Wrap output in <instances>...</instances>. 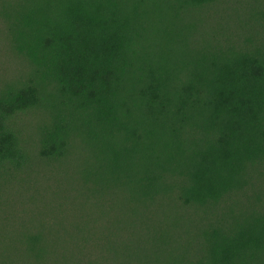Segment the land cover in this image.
<instances>
[{"label":"trees","instance_id":"1","mask_svg":"<svg viewBox=\"0 0 264 264\" xmlns=\"http://www.w3.org/2000/svg\"><path fill=\"white\" fill-rule=\"evenodd\" d=\"M217 1L0 0L12 48L34 65L0 90V164H24L11 121L43 106L47 86L57 102L39 155L62 158L79 130L97 149L82 176L90 214L28 238L22 264H264L261 207L195 230L188 214L264 172V35L187 60L146 50L151 16Z\"/></svg>","mask_w":264,"mask_h":264},{"label":"rangeland","instance_id":"2","mask_svg":"<svg viewBox=\"0 0 264 264\" xmlns=\"http://www.w3.org/2000/svg\"><path fill=\"white\" fill-rule=\"evenodd\" d=\"M261 3L262 0H219L210 7L153 15L144 24L150 33L145 41L146 50L156 56L161 52L163 58L187 60L197 51L241 46L247 36L261 40L264 29L259 27V22L263 23V19L257 15ZM33 70V63L12 48L1 18L0 90L5 84L26 81ZM55 94L54 89L47 86L43 106L17 113L11 121L25 162L18 168L0 164V257L7 255L10 264H22L28 238L33 240L37 233L45 234V230L59 224L83 221L84 214H90L96 201L93 185L82 177L97 156L90 134L74 131L67 152L60 159H45L39 155L40 133L51 120L50 104L57 102ZM97 207L95 205L93 211ZM260 207L264 209L262 171L254 178L253 185L229 194L207 210L190 208L188 214L193 218L191 228L195 230L196 220L201 229L227 226L232 218ZM116 208L121 215L119 207ZM62 236V232L53 234L55 239Z\"/></svg>","mask_w":264,"mask_h":264}]
</instances>
